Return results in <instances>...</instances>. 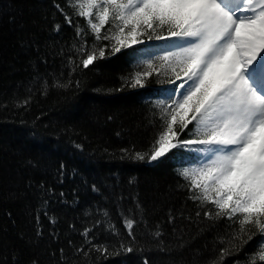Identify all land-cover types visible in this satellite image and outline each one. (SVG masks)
<instances>
[{"label":"trees","instance_id":"trees-1","mask_svg":"<svg viewBox=\"0 0 264 264\" xmlns=\"http://www.w3.org/2000/svg\"><path fill=\"white\" fill-rule=\"evenodd\" d=\"M78 9L77 0H0V264H219L222 248L233 252L223 264H251L261 236L230 239L239 225L209 219L214 206L189 199L181 173L201 152L136 158L165 123L159 97L176 80L171 66L139 62L141 45L115 53ZM118 24L110 18L100 35ZM96 46L105 57L97 48L94 66L83 68ZM126 216L136 221L134 239Z\"/></svg>","mask_w":264,"mask_h":264},{"label":"snow or ice","instance_id":"snow-or-ice-1","mask_svg":"<svg viewBox=\"0 0 264 264\" xmlns=\"http://www.w3.org/2000/svg\"><path fill=\"white\" fill-rule=\"evenodd\" d=\"M77 3V15L89 18L87 23L95 39L114 40L115 53L142 44L143 36L149 40L155 36L176 49L163 59L174 57L179 67V72L173 68L175 79L182 80L173 92L179 98L168 103L165 123L152 150L138 152L136 158L147 157L156 162L173 149L203 153L205 163L181 173L192 193L189 199L199 202L201 207L212 204L216 211H204L209 219H227L239 225L237 235L230 239L246 237L241 238L245 244L260 235L262 242L251 264H257V260L264 264V0H77ZM93 9L97 10L95 18L99 23L91 19ZM110 18L119 22L113 25L118 30L109 36V27L101 36V28ZM65 20L72 24L70 17L65 16ZM76 34L79 37L82 31L78 28ZM97 48L99 57H105L102 46L93 47L81 61L83 68L94 66ZM85 51L82 45L81 52ZM148 63L151 67V62ZM140 75L137 73L135 84L143 87ZM193 121H196L193 138L184 139L182 134L185 130L192 132L188 126ZM135 223L134 218L124 219L127 235L133 239ZM248 225L253 227H245ZM84 235L88 239L89 231ZM94 247L101 254L107 252L103 245ZM126 251L131 253L133 249L127 247ZM225 252L233 254L231 249L222 248L219 264H223Z\"/></svg>","mask_w":264,"mask_h":264},{"label":"rangeland","instance_id":"rangeland-1","mask_svg":"<svg viewBox=\"0 0 264 264\" xmlns=\"http://www.w3.org/2000/svg\"><path fill=\"white\" fill-rule=\"evenodd\" d=\"M82 2H83V0H82ZM92 11H93V14H94V13H96L97 10H96V9H93ZM98 22H99V21H98ZM140 39H142V38L140 37ZM170 51H171V52H175L176 49L173 48V47H171L170 49H167V52H170ZM205 162H206V159L203 160L202 164L205 163ZM202 164H201V165H202ZM213 195H214V194H213Z\"/></svg>","mask_w":264,"mask_h":264}]
</instances>
